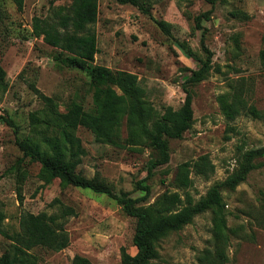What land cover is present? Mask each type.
Here are the masks:
<instances>
[{"label": "rangeland", "instance_id": "1", "mask_svg": "<svg viewBox=\"0 0 264 264\" xmlns=\"http://www.w3.org/2000/svg\"><path fill=\"white\" fill-rule=\"evenodd\" d=\"M143 1L144 11L115 0H97V20L90 26L97 43L92 64L135 75L161 112L168 106L180 108L187 70L198 68L195 57L205 61L210 56L206 79L191 87V128L181 139L168 140V163L148 177V161L158 156L154 149L100 144L79 127L76 136L84 155L77 171L133 199L143 196L139 184L148 186V199L140 206L153 204L165 193L197 201L236 172L245 152L264 148V121L242 113L229 121L219 103L222 96L228 101L235 97L264 112V0H216L213 6L206 0ZM71 3L24 0L18 10L12 0H0V66L6 73L0 94L2 228L17 232L26 212L54 214L71 208L75 214L63 220L69 245L60 252L34 249L38 264H71L76 255L92 264H122L123 250L136 253L135 220L105 194L64 187L58 180L44 184L40 165L23 159L16 145L26 136L34 138L32 116L46 109L37 92L50 98L61 113L73 102L86 111L92 106L86 72L62 64L59 50L32 35L34 17L48 19L57 10L67 13ZM183 163L190 164L191 186L186 189L174 182ZM253 163L256 167L243 183L233 191L221 190L227 242L214 246L212 215L206 212L161 240L153 263L199 264L203 251L222 250L224 264H264V157ZM16 165L19 171L14 170ZM9 243L0 235V256Z\"/></svg>", "mask_w": 264, "mask_h": 264}, {"label": "trees", "instance_id": "2", "mask_svg": "<svg viewBox=\"0 0 264 264\" xmlns=\"http://www.w3.org/2000/svg\"><path fill=\"white\" fill-rule=\"evenodd\" d=\"M18 10H22L24 0H12ZM119 4H130L144 11L143 0H115ZM213 6L216 0H206ZM67 13L57 10L53 17L41 19L34 17L31 24L32 35L42 38L44 43L60 51L57 58L68 67H76L89 79L92 106L86 111L83 106L73 102L64 113L57 111L50 98L38 93L46 104L40 116H32V136L16 141L22 158L40 165L39 177L44 184L58 180L61 186H73L94 193L105 194L116 201L123 212L135 220L132 239L135 255L124 250L122 264H155L159 242L172 233L190 225L195 217L210 212L214 229V246L227 242L226 214L221 190L233 191L243 183L247 175L256 167L257 158L264 157V148L249 150L242 156L236 172L223 182L213 185L204 197L194 201L189 195L181 199L177 193H165L153 204L140 206L148 199L149 187L142 184L138 189L143 196L133 199L128 194L116 193L112 187L97 180L88 179L77 171L84 155L76 130H88L97 143L119 148L142 150L154 149L158 156L148 161V177L157 166L169 161L168 140L181 139L191 128L193 122L191 87L206 79L210 70V56L202 61L194 58L198 68L187 70L183 83L185 99L179 109L164 107L158 111L147 97L133 74L112 71L93 65L97 53L96 36L90 26L97 20V0H72ZM209 12L204 13L207 17ZM201 18H197L200 21ZM191 57V54H187ZM64 57L63 59H61ZM56 58V59H57ZM6 73L0 66V94L5 90ZM222 114L232 121L238 115L246 114L253 119L264 121V112L254 106H247L239 98L228 101L226 96L219 99ZM123 129L125 138L122 137ZM189 163L178 166L174 182L186 189L191 186ZM14 170L19 171L16 165ZM75 212L71 208H61L54 214L23 213L19 218V230L9 233L3 230L5 220L0 211V235L9 240L6 251L0 256V264H38L32 253L36 248L60 252L69 245V237L63 227V220ZM222 250L214 253L203 251L199 264H224ZM71 264H92L82 256H74Z\"/></svg>", "mask_w": 264, "mask_h": 264}]
</instances>
